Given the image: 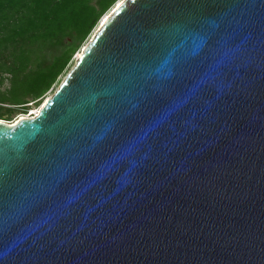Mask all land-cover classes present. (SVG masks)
<instances>
[{"label":"water","instance_id":"obj_1","mask_svg":"<svg viewBox=\"0 0 264 264\" xmlns=\"http://www.w3.org/2000/svg\"><path fill=\"white\" fill-rule=\"evenodd\" d=\"M74 57L0 121V264H264V0H121Z\"/></svg>","mask_w":264,"mask_h":264},{"label":"trees","instance_id":"obj_2","mask_svg":"<svg viewBox=\"0 0 264 264\" xmlns=\"http://www.w3.org/2000/svg\"><path fill=\"white\" fill-rule=\"evenodd\" d=\"M116 1L0 0V121L38 104Z\"/></svg>","mask_w":264,"mask_h":264},{"label":"rangeland","instance_id":"obj_3","mask_svg":"<svg viewBox=\"0 0 264 264\" xmlns=\"http://www.w3.org/2000/svg\"><path fill=\"white\" fill-rule=\"evenodd\" d=\"M121 0H117L116 2H115V5H113L106 13H105V15L104 16H106V15H108L110 12H111V10H112V8L114 7V6H116V4L118 3V2H120ZM103 16V17H104ZM102 17V18H103ZM101 18V19H102ZM101 21V20H100ZM100 21H99V23H100ZM99 23H98V25H97V27H95L96 29L98 28V26H99ZM94 28V29H95ZM92 30V32L90 33V35H89V37H88V39L86 40V42L92 37V34H93V32L96 30ZM85 42V43H86ZM84 43V44H85ZM83 44V45H84ZM82 47H80L79 48V50L78 51H80V49H81ZM78 53V52H77ZM75 55H73L72 56V62H71V64H70V66H69V68H68V70L71 68V66H72V64H73V62H74V59H75V57H74ZM67 70V71H68ZM63 77L64 76H61V77H59V79H58V82L56 83V84H54V85H52L51 86V88L39 99V101H38V104L35 106V105H30L29 107H28V111L25 113V114H23V115H21V114H17V113H14V114H12L11 115V118H10V121H7L6 123H11V124H13V123H15L16 121H18L19 119H21V118H25V117H28V116H30L31 117V115L34 113V111L35 110H38L40 107H41V105L43 104V102L45 101V99H47L48 97H50L51 96V94L55 91V89L57 88V86H58V84L60 83V81L63 79ZM29 112H31V113H29ZM13 122V123H12Z\"/></svg>","mask_w":264,"mask_h":264},{"label":"bare ground","instance_id":"obj_4","mask_svg":"<svg viewBox=\"0 0 264 264\" xmlns=\"http://www.w3.org/2000/svg\"><path fill=\"white\" fill-rule=\"evenodd\" d=\"M118 3H119V2H118ZM118 3L116 4V6L118 5ZM116 6H115V7H116ZM108 15H109V14H108ZM106 17H107V15L104 16V17L101 19V21H100V23H99V26L102 24V22L104 21V19H105ZM99 26H98V27H99ZM38 110H39V109H38ZM38 110H35L34 113H33L32 115L35 116V115L38 113ZM27 118H28V117L21 118V119H27Z\"/></svg>","mask_w":264,"mask_h":264},{"label":"built area","instance_id":"obj_5","mask_svg":"<svg viewBox=\"0 0 264 264\" xmlns=\"http://www.w3.org/2000/svg\"><path fill=\"white\" fill-rule=\"evenodd\" d=\"M32 116H34V115H31V117H32ZM28 117H30V116H28Z\"/></svg>","mask_w":264,"mask_h":264}]
</instances>
